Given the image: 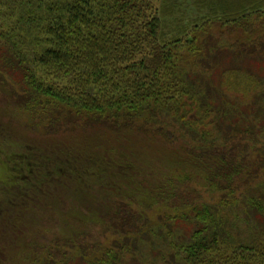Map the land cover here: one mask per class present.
Instances as JSON below:
<instances>
[{"label":"trees","instance_id":"trees-1","mask_svg":"<svg viewBox=\"0 0 264 264\" xmlns=\"http://www.w3.org/2000/svg\"><path fill=\"white\" fill-rule=\"evenodd\" d=\"M192 1L0 0V109L41 128L31 142L0 130V220L6 231L21 219L11 211L39 201L54 217L40 228L59 227L32 264H264V0ZM186 11L195 17L179 20ZM232 74L257 84L250 101L225 92ZM95 129L176 145L180 157L166 155L157 188L124 200L102 181L126 178L131 150ZM54 135L64 137L48 144ZM75 180L108 188L71 196ZM159 205L170 213L152 224ZM95 230L118 238L112 248Z\"/></svg>","mask_w":264,"mask_h":264},{"label":"rangeland","instance_id":"rangeland-1","mask_svg":"<svg viewBox=\"0 0 264 264\" xmlns=\"http://www.w3.org/2000/svg\"><path fill=\"white\" fill-rule=\"evenodd\" d=\"M193 1L190 2V7H193ZM186 15L182 13V16L179 15L178 19L182 20L183 18H186L187 16L195 17L192 13H187ZM213 33V32H212ZM201 36L203 37L204 34L202 33ZM205 37V36H204ZM248 59H246L247 61ZM252 82V83H251ZM224 90L225 92L233 98H238L243 102L250 101L251 96L257 92L258 87L257 84L251 78H246V76L242 74H232L228 75L225 78L224 82ZM264 93V89H263ZM0 93V106L3 108H6L4 104H2L4 101L1 98ZM232 98V99H233ZM5 99V98H3ZM234 100V99H233ZM241 110V109H239ZM5 112V110H4ZM2 109H0V130L5 132V128L8 129V124H10V127L12 125L14 131H15V137L14 140L17 141H33V139L40 138V130L37 125L34 124H28L29 119L28 115L21 114V112H9V114L4 117L5 113ZM159 118L162 119V121L166 124L172 123L173 126L168 127V131H170L172 134L176 135L177 138L181 140V136L185 133V130L177 125L176 122L169 116H167L165 113H162V115H159ZM260 123V121H259ZM30 125V127L25 126ZM11 127V128H12ZM205 127V128H203ZM203 127H200L199 129L203 128L204 131L207 133H210V126L203 125ZM4 128V129H3ZM260 128V127H259ZM96 130V129H95ZM98 130V129H97ZM95 131L94 136L101 139L106 147L110 148L113 147H126L131 150V152L126 151L127 156L130 158L124 159V164L122 166H128L129 163H132V167L128 169V173L126 174V178L130 177V175L135 176V180L137 182H129L126 180V178H113L111 180L109 176L107 179H104L102 181V185L107 183V181L111 183H117L116 187V194L121 196L122 199L125 200L126 197L129 195H132L133 198L137 199L139 195L147 193L151 189L157 188V183L162 179V177L167 173L168 169V163L167 161H164L167 159L166 155H171L173 157H180L179 152L176 149V145H166V144H160L159 142H150V141H144L140 139L138 135H127L126 133H112L108 130H101V131ZM263 130V129H261ZM24 133H29L30 136L22 135ZM24 136V138H23ZM63 135H54L48 137L46 140L48 144H54L55 141L59 142V140L63 139ZM68 137V136H67ZM22 138V139H21ZM74 138V137H70ZM187 141L192 144V140L187 134ZM38 140V139H37ZM36 141V140H35ZM181 143H184V140H181ZM183 145V144H182ZM134 156H132V154ZM132 156V157H131ZM128 164V165H127ZM110 173V172H109ZM264 177V176H263ZM1 179V178H0ZM76 181V180H75ZM77 182V181H76ZM75 185V186H73ZM72 186L66 187L65 189H62L63 191H68L71 196L82 194L83 192H80V187L82 189L87 190L86 194H91L98 196L100 195L99 191H104L106 188L99 184H94L93 189L86 186L83 183H75ZM66 186V185H65ZM64 186V187H65ZM77 187V188H76ZM133 191V193H132ZM3 192V185L0 183V202ZM71 201V200H70ZM205 201H209L207 198H205ZM44 204L42 202L39 203L36 202L35 210L31 212L26 211L25 214H21L18 211H11L10 217L12 220V217H21V219L12 220L13 225L8 226V229L4 231V224L2 222H5L3 219L0 220V264H32L33 261H36L38 258L42 262L46 260V256L44 252H46L43 249H40V247L49 246L51 245L49 242L53 238V235L57 232L59 227L53 226V229L49 232L44 233L45 229L42 227L40 228V225H49V223H52V220L50 217L54 218L53 216L49 215V213H42V211L39 209V207H44ZM82 205V204H81ZM79 208V205H77ZM68 209V208H67ZM50 210V209H49ZM36 211V212H35ZM36 213V215L34 214ZM170 213V210L166 209L162 205L155 206L148 214L150 221L152 224H160L161 219L163 215ZM38 214V215H37ZM2 215V214H0ZM41 215V216H39ZM1 217H4L2 215ZM0 217V218H1ZM40 217L43 218V221L40 222ZM81 218H83L81 216ZM89 219V217H87ZM6 223V222H5ZM93 235L97 237V239L102 243L103 247H111L112 248V242L116 241L118 238H114L110 235H107L106 237H101L98 230H95L93 232ZM91 241V240H90ZM38 246V248L32 249L33 246ZM53 245V244H52ZM77 249L75 248L73 250L65 247L64 250L69 252V258H72L73 256H77ZM36 251L38 253H36ZM39 256H36L37 254H40Z\"/></svg>","mask_w":264,"mask_h":264}]
</instances>
